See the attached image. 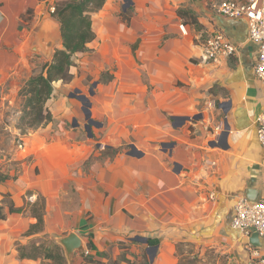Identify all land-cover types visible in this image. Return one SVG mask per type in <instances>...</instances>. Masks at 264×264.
<instances>
[{"label":"crops","instance_id":"0c3cea01","mask_svg":"<svg viewBox=\"0 0 264 264\" xmlns=\"http://www.w3.org/2000/svg\"><path fill=\"white\" fill-rule=\"evenodd\" d=\"M45 1L0 0V122L6 102L16 99L31 75L25 49L5 45L16 44L22 16L28 9L39 14ZM218 1L130 0L126 23L119 15L122 0H105L92 20L95 38L88 48L99 70H115L110 82L97 81L86 96L95 121L91 136L82 103L69 90L71 81L53 83L45 105L52 121L29 131L21 148L15 144L19 130L3 128L0 171L10 179L0 182V193L9 194L16 206L28 191L34 200L43 195L42 234L53 238L73 231L84 243L91 234L90 253L105 262L122 251L118 241L140 236L157 242L151 262L147 248L153 245L131 244L132 253L145 250L149 264H175L178 241L193 243L201 253L208 247L236 253L246 264L244 237L231 229L230 220L235 202L247 192L257 199L264 195V151L255 134L264 91L254 76L256 46L247 38L245 19L218 14L213 8ZM178 8L195 22L179 16ZM50 32L36 31L35 37L47 40ZM218 32L236 52L205 61L202 44ZM107 146L120 150L98 159ZM4 209L0 264H41L18 258L13 248L17 240L36 239L23 236L35 218ZM261 242L264 249V238ZM81 262L82 254L75 253L71 264Z\"/></svg>","mask_w":264,"mask_h":264},{"label":"trees","instance_id":"16d2710c","mask_svg":"<svg viewBox=\"0 0 264 264\" xmlns=\"http://www.w3.org/2000/svg\"><path fill=\"white\" fill-rule=\"evenodd\" d=\"M105 0H55L53 9L50 13L51 17L57 21L60 28L61 46L55 49L52 59L43 65L40 72L32 73L25 80L17 91L20 99L19 115L15 127L21 134H27L31 130H35L40 126L52 121V114L45 106L46 102L53 96V83L61 81L69 83L73 78L72 67L74 65L72 57L79 52L88 49V44L94 40L95 33L91 28L92 15L97 13L103 6ZM131 7L122 9L121 14L129 23V10ZM30 9H28V12ZM179 16L187 15L195 22V18L182 8L177 9ZM108 70L100 74L98 82L108 83L113 79V74ZM107 74V76H106ZM106 76L105 79L103 77ZM120 150V147H105L101 154L103 156L112 157ZM93 158L91 156L86 164ZM10 179L7 173L0 171V182ZM31 191L26 193L22 205L16 206L10 199L9 194L0 193V220L6 218L5 207L9 213H28L35 218V222L31 223L23 234L24 238L35 236L47 237L42 234L44 230V208L45 198L38 194L33 202L28 201L27 197L31 195ZM6 199V200H5ZM91 234L86 238L85 248L88 253L82 254V262L80 264H149L145 250L140 254L130 251L131 244L137 241L120 240L117 245L122 249L114 259H108V262L96 259L90 252L95 250ZM147 244L155 245L154 239H148ZM15 248L18 258L20 259H40L42 264H67L61 247L52 241H37L33 237L29 242L17 243ZM100 257H107L105 251H96ZM140 259H137V256ZM175 256L177 261L175 264H216V258L220 257L215 249L208 247L201 253L200 249L189 241H178L175 243ZM225 257V255H224Z\"/></svg>","mask_w":264,"mask_h":264},{"label":"built area","instance_id":"2783aa9c","mask_svg":"<svg viewBox=\"0 0 264 264\" xmlns=\"http://www.w3.org/2000/svg\"><path fill=\"white\" fill-rule=\"evenodd\" d=\"M215 11L233 19L244 18L247 38L256 46L254 76L264 91V0H220L213 4ZM182 31V26L180 25ZM236 52V45L222 33L210 35L202 44L201 58L205 61H220L229 58ZM255 134L264 151V109L255 118ZM18 148L22 147V139L18 136ZM213 198V194L210 193ZM33 196H29L31 201ZM230 227L244 238L257 233L264 238V195L257 201L239 198L234 206ZM246 264H264V249L244 243ZM85 254L88 250L85 248Z\"/></svg>","mask_w":264,"mask_h":264},{"label":"rangeland","instance_id":"374dc122","mask_svg":"<svg viewBox=\"0 0 264 264\" xmlns=\"http://www.w3.org/2000/svg\"><path fill=\"white\" fill-rule=\"evenodd\" d=\"M55 0H46L41 6L39 14L35 13L33 10H30L28 13H25L24 16H22V20L19 23L20 30L17 33L16 37V44L13 45V41L8 42L6 47H17V48H24L25 51L28 53V60H29V69L31 70V74L34 72H40L43 65L47 62H50L52 59V55L58 47H61V38H60V32H59V24L57 21H55L51 15H46V12H51L53 9V4ZM130 0H122V8L125 9L129 7ZM48 4V5H47ZM51 7L52 9H50ZM122 11V10H121ZM121 11L119 13L121 19L125 21V18L122 16ZM98 13V12H97ZM97 13L92 15L93 18H96ZM129 15H132V10H129ZM47 21V22H46ZM57 24V25H56ZM52 31L50 32V38L47 40H41L36 39L35 33L36 31H43V30ZM18 38V39H17ZM92 48H88L85 54V57H80L73 59V78L71 80V85L69 86V90L71 93H75V90L78 88L80 89L81 93L85 94L89 97V89L92 86V83L95 81H98L100 78V74L103 71L108 70V73H112L114 77V66H105L103 70H99L98 65L94 64V61L92 59ZM85 58V59H83ZM107 73V74H108ZM106 74V76H107ZM106 76L103 77V79L106 78ZM100 83V82H98ZM107 84V83H102ZM82 86V87H80ZM80 87V88H79ZM75 101L79 102L74 98ZM20 99L18 98V95L16 96V99L12 103L5 104V117L0 122V132H2L3 128L5 126L13 125L15 126L17 117L19 115V109H20ZM67 126L69 127V123L67 122ZM10 131L7 129L4 133L5 135L9 134ZM18 135L15 138V144L17 145L18 136L21 137L22 142L25 134H21L18 131ZM28 134V133H27ZM26 134V135H27ZM8 135L4 139V144H8ZM96 157V156H95ZM101 153L97 156L98 159L104 158ZM6 200V199H5ZM34 198L31 200L33 201ZM29 201V200H28ZM30 201V202H31ZM37 241H54V237H39L35 239ZM19 240L14 242L13 248H17V243ZM17 246V247H16ZM219 253L220 257L216 258V264H242L241 260L242 257L238 256L236 253L230 254V253ZM225 255V257H224ZM18 256V255H17ZM245 258V255H244ZM42 264V263H41Z\"/></svg>","mask_w":264,"mask_h":264},{"label":"water","instance_id":"95a60500","mask_svg":"<svg viewBox=\"0 0 264 264\" xmlns=\"http://www.w3.org/2000/svg\"><path fill=\"white\" fill-rule=\"evenodd\" d=\"M96 85H97V81L92 83V86L89 89L90 94L93 92V88ZM72 96L76 97L82 103V110L84 112V117L86 119V124L84 127L87 131H89V135L91 136L90 127L91 125L95 124V121H93L90 118V110H89L90 103L88 101V98L86 97V95L81 94L78 89L75 90V93H72ZM130 154L135 155L134 146L131 147ZM251 194L252 193L250 191L247 192L246 198L252 202L257 201L258 199L256 197H253V195ZM132 239L138 242L147 243V239L144 237L136 236V237H133ZM54 242L61 247L67 264H71L72 257L74 256L75 253H83L86 247L84 241L78 236V234H76L73 231L65 235L54 237ZM244 242H248L252 246H255V247H259V248L263 247L261 239L259 238L257 233H252L249 238H244ZM156 249H157L156 245L149 246L147 248V253H148L150 262L153 260Z\"/></svg>","mask_w":264,"mask_h":264}]
</instances>
